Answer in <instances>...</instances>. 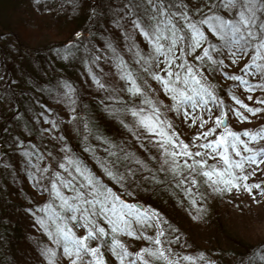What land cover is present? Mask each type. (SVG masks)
<instances>
[{
	"label": "snow or ice",
	"instance_id": "1",
	"mask_svg": "<svg viewBox=\"0 0 264 264\" xmlns=\"http://www.w3.org/2000/svg\"><path fill=\"white\" fill-rule=\"evenodd\" d=\"M140 3L143 5L142 16L135 13L133 0H128L125 7L129 8L130 15L135 14L136 18L131 21L133 27L150 51L143 53L135 43L128 50L132 52L135 49V63L160 85L164 96L171 101L167 112L183 117L189 127H197L198 134L193 138V144L201 139L206 142L195 145L198 150L191 151L189 145L173 130L165 112L161 111L163 102L158 105L145 91L147 81L138 83L142 78L108 44L120 78L127 85L124 90L132 97L140 98L138 105L124 109L132 116L133 126L123 120L121 123L138 141L147 140L157 147L161 153L159 171L171 172L176 187H182L186 182L195 186L196 177L202 176L204 183L212 186L213 191L243 190L251 196L253 189H257L264 195V187L260 183H248L257 170L264 174L261 167L264 165V148L256 150L249 146L264 141V126L256 131H232L226 123L228 112H232L242 123L247 122L248 117L239 109L229 108L225 112L223 101L206 75L209 70L221 71L224 78L236 82L245 92H264V0H208L204 5L207 11L196 8L198 18H194L184 0H140ZM95 59L99 60L100 57ZM241 61H246L243 67H240ZM232 66L239 67L243 75L229 74L227 69ZM247 77H259L261 82L250 83ZM93 80L104 87L95 76ZM65 87L68 89L66 95L70 96L73 89L70 85ZM231 99L252 116L264 112V108L249 107L235 95ZM247 99L253 100V95H248ZM255 103L264 105V98H256ZM212 105L219 111L218 115ZM210 121L214 126L200 131ZM108 156L114 159L98 160V166L103 175L119 187V192L114 191L79 158L66 156L64 162L57 164L61 171L54 170L48 177L50 188L43 190L52 199L45 207L38 209L47 217L46 220H38V223L69 264H105L101 247H106L118 264H152V260L180 264L179 260L169 258L170 249L159 247L162 245L161 237L165 235L160 224L167 221L157 211L142 208L138 203L124 198L134 195L131 189L134 185L139 187L138 175L142 171L152 173L145 176V180L161 181L134 153L125 152L120 156L117 152L109 151ZM209 159L217 163L209 165ZM124 162L139 167L132 168ZM121 164L123 172L117 167ZM251 166L254 168L248 172L247 168ZM33 167L41 172V179L49 172L48 167ZM180 168L187 170L188 175L178 171ZM184 191L186 195L191 193L190 188ZM153 227L157 228L156 235H146L145 230ZM76 229H83L85 235L77 236ZM121 236L146 240L157 247H144L139 252L131 253L120 240ZM93 241L97 242V246H91ZM56 249L44 250L48 264H55ZM85 257L90 259L86 260ZM200 258L203 259V256ZM180 259L194 264L190 256ZM260 259L264 261V256Z\"/></svg>",
	"mask_w": 264,
	"mask_h": 264
},
{
	"label": "rangeland",
	"instance_id": "2",
	"mask_svg": "<svg viewBox=\"0 0 264 264\" xmlns=\"http://www.w3.org/2000/svg\"><path fill=\"white\" fill-rule=\"evenodd\" d=\"M127 2L128 0H109L108 2H106V0H89L88 11L84 17V23L88 30L86 36L92 34L93 30L90 27L93 23V19L96 17L100 18L102 26L108 29L112 36V40H109L105 38L104 34L102 39L99 40L102 45L101 49L105 54V57H100L98 60L100 61L99 64H97V61H92L90 64L87 63L85 59H82L81 55L77 54L79 50L76 52L68 50L63 57H61L62 55L53 56L52 59H50L51 62H47L44 57L33 59V57H23L19 54H16V56L11 55L6 59L3 57L4 52L1 53L0 126L3 124L7 126L8 123L12 125L16 120L18 123L19 118H23L24 124L29 123V126H31L33 130H39L40 128L46 127L45 121L47 119L43 115L46 111L48 115L54 117L53 112L56 115H60L63 113L62 110L64 109L65 111L66 108L72 112L86 110L88 107L98 108L99 113L101 112V116L104 115L99 122L103 127L104 135H98V137L92 136L91 133L94 130L93 126L95 124H89L88 122L86 125L90 132L88 131L86 133V129L83 128L84 124L82 126L79 120H75L74 123L77 128L80 129V132L83 130L84 133V135L81 134L82 143L87 142L88 146L94 148L101 160L105 158L109 160L114 159L108 156L109 151L117 152L120 156H123L125 152L134 153L136 157L143 160L147 166L153 170L157 177H160L161 172L158 169L161 162V153L157 150V147L148 143L147 140L142 139L138 141L132 133L123 126L121 123L122 119L111 118V115L107 113L112 109H109L102 101L100 104L98 100L103 96V93H108L105 83L113 85L114 88L119 91L120 96L118 98L121 100L120 106L114 108V110H121L119 111L120 114H124L129 118L128 125L133 126L134 120L132 116L130 113L125 112L124 109L132 107L133 105H138L140 98L132 97L124 90L127 85L125 81L120 78L118 69L115 67L113 52L107 46L111 44L112 47L116 49L117 54L122 57L123 53L118 52L115 44L125 50L126 46H131V40L128 36L134 34L135 36L133 35L134 37L132 39L135 38V40L139 42L140 48L147 53L150 51L147 43L133 27L131 21L135 19L136 16L135 14H129V8L125 7ZM184 3L188 4L189 9H191L195 6L197 8L201 5H205L208 3V0H184ZM108 4H112L113 12L110 10L105 11V7H107ZM133 5L136 6L135 13L143 15V10L140 11L139 8V5H142L140 0L133 2ZM48 9V3H44L41 0H39L38 3L37 0H0V24L7 30H13L19 18L25 19L35 17L38 18L40 24L37 21L36 23L41 25L42 18L46 16L43 15V13L47 12V15L53 16ZM136 9L139 11L137 12ZM110 12H112V14L115 13V15L119 17L120 22L117 23L116 20L109 18L107 14ZM225 14L228 15L226 12ZM35 26L37 25L35 24ZM35 28L37 30V36L44 33L43 29L47 31L44 34H55L57 32L54 24L48 28H46V26L42 29H39V26ZM15 35L16 34L7 36L6 38L8 39L2 38V41H4V43H2L4 51L10 49L17 51V48L23 50V48L20 46L18 47V44L15 42ZM47 38L48 35L42 38L41 41H38L37 45H44L45 43H43V41ZM28 47L34 49L36 45H29ZM134 51L135 49H133V52ZM124 61L142 78V80H138V83H142L143 80L147 81V83L144 84L145 91H148L150 94L151 86L158 85V92L155 93V95L164 103L171 104V101L164 96L163 92L160 90V85L156 81L147 78V74L140 68L133 67L135 64V58L133 56H130L129 60ZM225 62L227 63L228 61ZM50 63L64 73H62V75H59V73L56 74L54 67H52ZM243 63L244 61H241L240 66ZM227 71L229 74H236L238 67L232 66L227 69ZM211 73L212 71L209 70L206 72V75L211 81V84L219 89V92H222L224 90L223 88H230L233 94L235 93L241 96V100L249 107L264 108V105L255 103V99L258 95L261 93L264 96V92L260 91L257 96L253 95V100L250 101L247 99V96L252 95V93L245 92L238 84L234 85L232 83L233 81L224 78L221 71H216L213 74L214 80L211 79ZM93 76H95L104 87H100L93 80ZM63 77L71 79V82H69L73 85L70 84L73 91L70 96L66 95L68 89L65 87ZM256 78L257 77H248V79L252 81H255ZM47 80H49V82H46ZM85 95L95 96L96 99H88V103H86L83 98ZM150 95H154V92ZM43 100H48V103ZM70 101H74V103ZM226 101H228L227 103L230 105V108L239 109V111L243 112V114L248 117V121L242 123L232 112L225 110V112H228L227 124L232 131L237 133H242L245 130L256 131L264 126V112L259 113L257 116H252L239 108V105H236L231 98L227 97ZM212 107L218 115V110H215L214 105H212ZM205 118L207 117L205 116ZM171 120L173 119L171 118ZM175 121L177 130L180 132L181 136L187 140L191 138L188 144L191 151H197L198 149L195 145L206 142L201 139L196 140L195 144H193V138L198 134L197 127H189V124L185 123L183 117L180 116H176L172 123H175ZM213 126L214 125L210 121L208 125L200 131H205L207 128ZM89 127H91V129ZM54 131L56 133L55 139L52 134L47 131H45V137L48 138L53 145L58 146L57 149L61 151L62 146L60 145L64 144L57 141L60 134L55 129ZM64 133L69 135L66 130ZM211 138L213 137H209V139ZM242 139L244 138L242 137ZM105 141H108V143H105ZM249 146L259 150L264 148V141ZM2 150L6 153V157H4V159L1 158L2 164L0 163V170L4 166L5 161L17 157V152L15 151L9 149V151L6 152L3 147ZM199 150L203 151L202 149ZM91 154L94 155L93 153ZM65 157L66 156H64V158ZM153 157H155V159H153ZM191 162L192 161H189V163ZM207 162L209 165L217 163V161L211 159ZM124 163H127L128 166L132 168L139 167L131 162ZM180 163L182 164L183 161L181 160ZM117 167L119 171H124L123 164L117 165ZM261 167L264 168V165ZM253 168L254 166L248 167L247 171L251 172ZM3 171H6V168H3L0 172L3 173ZM178 171L183 172L184 175H188L185 169L180 168ZM101 174H103L102 171ZM150 175H152V173L147 171L140 172L138 175L139 187L134 185L131 189L134 195L132 197H125L131 203L142 205L143 208L154 210L155 207H157L164 212V221H167V223L170 222L176 229L171 232V235L176 237L175 246L170 249V259L179 260L180 264H189V262L183 261L180 258L182 256H190L194 259L195 257L199 258L203 256V259H201L202 261H210L214 264H216V262L219 264H264V261L260 259L261 256H264V195H261L259 190L253 189V195L251 196L243 190L237 192L235 189L231 192H217L213 191V187L209 186L208 183H204L205 178L202 176L196 177L197 183L195 186L186 182L184 186L176 187V181L172 178L171 172L170 178L172 181L169 183L166 181L164 185L160 187L159 183L144 179L145 176ZM104 179L111 183L107 177ZM4 183L6 186L8 185L7 181ZM248 183H260L262 187H264V174L257 170L255 175L250 177ZM114 186L120 191L117 185ZM185 188H190L191 193L186 195L184 191ZM21 191L24 197L14 192L12 188L8 190L7 187H4L3 184L0 183V194L5 193L3 196L6 197V199L0 197V215L6 214L8 217L7 222L3 223L5 228L2 235L4 234L6 240L10 241V244H6L2 239V235L0 236V264H35V261L38 259L35 257V253L32 249L19 243L17 239H22L29 235L46 236L45 232L34 221V216L25 209V206L30 204L35 205L38 201L40 203V201L44 199V195L36 190L29 178L22 184ZM148 194L149 198L152 199L146 202L148 204L144 206V197ZM253 196H255V199H253ZM18 197H21L19 202L22 208H10L7 200L11 201ZM193 201H195V203H193ZM167 223H164L163 228L169 232L170 223ZM141 244L144 243L141 242ZM57 250L61 251L60 249ZM252 255L254 258H252ZM40 264L47 263L41 262ZM57 264H69V262L61 255V257L57 259Z\"/></svg>",
	"mask_w": 264,
	"mask_h": 264
},
{
	"label": "trees",
	"instance_id": "3",
	"mask_svg": "<svg viewBox=\"0 0 264 264\" xmlns=\"http://www.w3.org/2000/svg\"><path fill=\"white\" fill-rule=\"evenodd\" d=\"M41 1H43L44 3L45 2L48 3L49 5L48 10L52 13L53 16L51 17L47 15L48 14L47 12L43 13V15H46V16L42 18L41 25H38L36 23V21L38 22V18H35V17H29L25 19L19 18L13 30H7L0 24V54L4 52L3 57L6 59H8L11 55L16 56V54H19L23 57H26V56L33 57V59H36L37 57H44L47 60V62L48 61L51 62L50 59H52L53 56L55 57L57 55H62L61 57H63L65 52L68 50H73L75 52L79 50L77 54L81 55L82 59H85L87 63L90 64L92 61H97V64H99L100 61L96 60L95 57L97 56L102 57V58L105 57V54L103 53L101 49L102 45L99 42V40L102 39L104 34H105L104 35L105 38L109 40H112V36L110 32L108 31V29H105V27L102 26L101 20L99 17H96L95 19H93V23L90 27L93 30L92 34L90 36H86V32L88 30L86 29V24L84 23V19H85L84 17L88 11L87 9L89 7L88 6L89 0H41ZM108 1L109 0H106V2ZM136 1L137 0H133V2H136ZM112 8H113L112 4L110 5L108 4V6L105 7V11H108V10L112 11ZM139 8H140V11L143 10L142 5L141 6L139 5ZM199 8H201L203 11H207V9L204 8V5L199 6ZM138 11L139 10H137V12ZM190 11L193 14L194 18H198V16L195 15L196 6L194 8H191ZM112 12L107 14V16L111 19L116 20L117 23L120 22L119 17L116 16L115 13L112 14ZM222 14L226 15L225 12H222ZM34 22L37 26H35ZM52 24H54V26L56 27L57 32L55 34H50V33L44 34L47 31L43 29L44 33H41L40 36H37V30L35 27L39 26V29H42L43 27L46 26V28H48ZM13 34H16L15 42L18 44V47L19 46L22 47L23 50H21V48L19 49L17 48V51H14L13 49L4 51L3 46H2V43H4V41H2V38L8 39L6 37L10 35L13 36ZM47 35H48V38L45 41H43V43L45 44L37 45L38 41H41V39ZM133 35L131 34V36H128V38L129 37L131 38L130 39L131 45L135 43L143 53H147L140 48L141 46H139V42L136 41L135 38L132 39L135 36ZM29 45H36V48L31 49L28 47ZM115 45L117 47L118 52L123 53L122 58L124 60L127 61L130 59V56H133V51L130 52L128 50L129 49L128 46H126L125 50H123L122 48L118 47L117 44ZM66 46H67V50H66ZM245 62L246 61H244V63ZM244 63L240 67H243ZM51 66L54 67V71L56 72V74L59 73V75H62V73H64L62 70H59L57 67L53 66V64H51ZM133 67L140 68V66L136 63L134 64ZM215 72L216 71H212L211 73L212 80L215 79L213 75ZM236 74L243 75V73L239 71V67H238V71ZM146 77L150 78L148 76ZM63 80L65 81V85H70V84L72 85V83H70L71 82L70 78L63 77ZM249 81L250 83H253V84L261 82L259 80V77H257L255 81H252V80H249ZM46 82H49V80H47ZM209 83L211 84L210 80H209ZM232 83L234 85L235 84L237 85L236 82H232ZM105 84L107 86L108 93H103L102 94L103 96L100 99H98L100 104L102 101V103H105L109 109H112L109 111V113H107L111 115V118L115 119L119 117L117 119H122L124 122L129 124V118L126 117V115L120 114V112H117L114 110V108L120 106L121 100L118 98L120 96L119 91L116 90L113 85H110L108 83H105ZM157 89H158V85H153L151 86L150 94L154 92V95H150L149 92L148 91L147 92L150 98L153 99L159 105L163 101H161V99L155 95V93L158 92ZM223 89L224 90L222 92H219L218 91L219 89L215 87L217 96L223 101V105H224L223 109L225 111L230 108V105L227 103L228 101H226L227 97L231 98L232 95H235L241 99V96L235 93L233 94L230 88H223ZM258 93H260V90H256V92L252 93V95L257 96ZM258 97L264 98V96L261 93L258 95ZM83 98L86 103H88V99H92V98L96 99L95 96H91V95H85L83 96ZM43 101L48 103V100H43ZM169 105L170 104L163 102V105L161 106V111L165 112L166 116L172 123L174 121V118H176V114L172 112H167L166 109H167V106ZM62 112L63 113L60 115L58 114L56 115L53 112L54 117H51L50 115H48L47 111L44 112L43 115L47 119L45 121L46 127L40 128L39 130H33V128L29 126V123L24 124L23 118H19L18 123L16 120L15 123H13L12 125L11 123L10 124L8 123L7 126H4V124L0 126L1 146L5 148L6 152L9 151V149L17 152L16 158L8 159V161H5V162L3 161L4 166L1 168L0 171H2L3 168H6V171H3V173L0 172V183L3 184L4 187H7L8 190H11L12 188L14 192H17L19 193L21 197H24V194L21 191L22 184H24V181L27 178L31 179L36 190H38L40 194L44 195V199L40 201V203L38 201L35 205L30 204L28 206H25V209L29 211L31 215L34 216V221L40 227L41 225L40 223H38V220L40 219L46 220L47 217L44 212H41L38 209L45 207V205L48 204L52 199L49 193L47 191H44L43 189L50 188L48 177L51 175V172L54 170L61 171L57 167V164L59 162H64L65 160L64 156H74V157L79 158V160L82 161L85 165H87L89 169H91L96 175L100 176L101 179L106 184L112 187L114 191L119 192V190L114 186L115 185L114 183L113 185L111 184L112 182L110 183L109 181H106L104 179L106 178V176L101 174V169L98 166V160H101V159L98 157L94 148L87 145V142L82 143L81 138H82V135H84L83 130L80 132V129H78L74 123L75 120L77 121L79 120L82 123V126L84 124L83 128L86 129L85 130L86 133L89 131V129L85 127L87 122L89 124H95L93 126L94 130L92 131L91 134L94 137H98V135H104L103 127L99 123L101 121V118L104 117V115L102 114L103 116H101L100 114L101 112L99 113L98 108H94V107H88L86 108V110L76 111V112H72L66 108L65 111L63 109ZM171 118L173 120H171ZM53 121L55 122V126H53ZM9 125L11 126L8 127ZM172 125H173V130L179 134L181 140H183L184 143L189 144L191 138L187 140L181 136L180 132H178L177 130L176 121L175 123H172ZM89 128L91 129V127ZM54 129L60 134V137L57 139V141L64 144V145H60L62 146L61 151L57 149L58 146L53 145L50 142V140L45 137V131H47V132H50L55 139L56 133ZM65 130L69 133V135H66L64 133ZM214 138L215 137L211 139H214ZM65 149H67V151H65ZM91 153H93L94 155H92ZM4 157H6V153L3 151L2 159H4ZM2 159L0 160L1 164H2L1 162ZM33 165H38L40 169H43L45 167L49 168V172L44 174V177H45L44 179H41V172L38 171L37 168L33 167ZM165 167L167 168V166ZM160 174L161 176L158 177L159 180L161 181V183H159L160 187H162V185H164L166 181L167 183L172 181V179L170 178V172H161ZM3 181L4 182L7 181L8 185L6 186V184ZM4 194L5 193L0 194V197L6 199V197L3 196ZM21 197L20 198L18 197L11 201L7 200L9 204L8 206L10 208H15V209L22 208L21 203L19 202V200H21ZM124 198L126 199V197ZM150 199L152 198H149V194L145 195L144 197L145 205L144 206L148 204L146 202H148ZM154 210L157 211L162 218H164L163 217L164 212L161 211L160 208L155 207ZM7 220H8V217L6 214L0 215V236L2 235L4 228H5L3 226V223H6ZM163 225L164 223H161L160 227L163 228ZM104 226L106 227V225ZM169 227H170L169 232L163 228L165 230V235L164 237H161L162 245H160L159 247H162L164 249H172V247L175 246L174 243H175L176 236H172L171 232L176 229L172 226L171 223ZM41 229L45 232L43 227H41ZM156 233H157V228L155 227L148 228L145 230V234L148 236L154 237ZM76 234L77 236H83L85 235V232L83 229H76ZM2 237H3L2 239L4 243L10 244V241L6 240V237L4 236V234L2 235ZM120 240L126 245L128 251L131 253H136L144 247H153V248L157 247L156 245H151L146 240L132 239L127 236H121ZM17 241L25 245L26 247L32 249V251L35 253V257L38 258L35 261V264H38V263L40 264L41 262L43 263L45 262L48 264V260L43 254L44 250L49 249V248L56 249V246L48 238L47 234L45 237L29 235L22 239L18 238ZM141 242H143L144 244H141ZM91 246L93 247L97 246V242L93 241ZM263 248H264V245H263ZM56 251H57V256H56L55 264H57V259L61 257V251L57 249ZM101 251L104 254L105 264H118V261L115 259V257L106 247H101ZM166 255H169V253L166 252ZM252 258H254L253 255H252ZM85 259L87 260L90 258L85 257ZM193 262L194 264H214L210 261H205V260L202 261L200 257L199 258L195 257L193 259ZM152 264H164V262L158 261V260H152ZM216 264H219V263L216 262Z\"/></svg>",
	"mask_w": 264,
	"mask_h": 264
},
{
	"label": "water",
	"instance_id": "4",
	"mask_svg": "<svg viewBox=\"0 0 264 264\" xmlns=\"http://www.w3.org/2000/svg\"><path fill=\"white\" fill-rule=\"evenodd\" d=\"M226 123H227V121H226ZM2 154H3V152H2V149H1V146H0V158L2 157ZM140 205V204H139ZM142 208H143V206L142 205H140Z\"/></svg>",
	"mask_w": 264,
	"mask_h": 264
}]
</instances>
